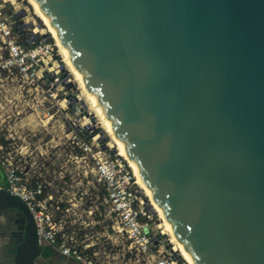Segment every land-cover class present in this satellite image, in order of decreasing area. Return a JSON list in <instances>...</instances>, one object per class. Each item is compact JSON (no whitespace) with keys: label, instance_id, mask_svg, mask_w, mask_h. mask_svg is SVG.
Masks as SVG:
<instances>
[{"label":"water","instance_id":"95a60500","mask_svg":"<svg viewBox=\"0 0 264 264\" xmlns=\"http://www.w3.org/2000/svg\"><path fill=\"white\" fill-rule=\"evenodd\" d=\"M36 1L194 264H264V0ZM4 219L0 264H34L0 186Z\"/></svg>","mask_w":264,"mask_h":264},{"label":"rangeland","instance_id":"374dc122","mask_svg":"<svg viewBox=\"0 0 264 264\" xmlns=\"http://www.w3.org/2000/svg\"><path fill=\"white\" fill-rule=\"evenodd\" d=\"M4 4L3 10L12 21L20 42L28 40V44L34 46L47 38L46 43L50 44L52 50L50 58L45 59L52 62L53 78L50 80L57 96H49L51 92L46 91L45 80H26L20 77L16 69L7 72L0 68L1 155L23 170L27 167L30 180L39 178L51 183L52 191L63 200L59 215H66L62 222L65 231L75 235L78 241L93 244L91 253L96 254V264H134L133 260L128 259L126 247H115L105 235L109 221L105 217V206L101 204L103 190L97 185L91 168L83 167L81 154L74 143L86 139L101 145L99 141L103 139L106 148L120 154L115 136L78 80L72 64L32 0H7ZM35 30L36 39L32 40ZM4 53L5 48L0 42V63ZM41 66H44L43 63ZM50 80L46 81L49 85ZM68 96L73 100L70 106L66 104ZM121 156L131 175L132 170L135 175L133 167ZM133 179L137 181L135 189L142 196L150 232L156 234L164 231L167 234L152 200L136 175ZM0 185L6 187V181L2 178ZM64 208H68V211ZM169 239L173 250L175 244L167 234L164 241L168 243ZM178 256L179 263L188 264L182 252ZM71 264L78 263L74 260Z\"/></svg>","mask_w":264,"mask_h":264},{"label":"built area","instance_id":"2783aa9c","mask_svg":"<svg viewBox=\"0 0 264 264\" xmlns=\"http://www.w3.org/2000/svg\"><path fill=\"white\" fill-rule=\"evenodd\" d=\"M5 1L0 0V42L5 48L0 68L7 72L16 69L20 77L26 80H45L46 91H50L49 96L55 98L57 94L53 92L52 80L49 85L44 76L46 72L50 79L53 78L52 62L45 59L50 58L52 50L50 44L46 43L47 38L34 46L28 44V40L20 42L12 21L3 10ZM74 143L81 154L83 167L91 168L97 185L103 190L101 204L105 206V217L109 221L105 235L111 244L126 247L128 259L133 260L134 264H183L179 263L180 257H176L161 244L163 240L158 244L153 243L152 238L157 233L149 230L142 196L135 189V180L120 156L116 152L111 154V148L103 149L96 141L81 139ZM0 168L6 180V187H3L19 198L30 212L38 242L53 247L79 264H96V254L91 253L93 244L78 241L75 235L65 231L62 222L66 215H59L63 200L52 191L51 183L39 178L30 180L27 167L21 169L3 158L1 152ZM84 172L86 175L87 170ZM64 210L67 212L68 208Z\"/></svg>","mask_w":264,"mask_h":264},{"label":"bare ground","instance_id":"6f19581e","mask_svg":"<svg viewBox=\"0 0 264 264\" xmlns=\"http://www.w3.org/2000/svg\"><path fill=\"white\" fill-rule=\"evenodd\" d=\"M32 2L35 4L36 6V9L38 11V14L40 15V17L45 21L46 25L48 26V28L50 29V31L52 32V34L55 36V38L57 39L58 41V44L61 48V50L63 51L64 55L67 57V59L70 61V63L72 64L74 70L76 71L77 73V77H78V80H80L82 82V86L85 88V90L88 92V94L90 95V98L91 100L94 102L93 104L96 105L97 109H98V112L100 113V115L106 120L107 122V126L108 128L110 129L111 133L114 134L115 136V141L118 145V150L120 152V154L117 152V155L121 156L123 155L125 157V159L129 162V164L133 167L134 169V172H135V175L137 176L138 178V182L141 184V186L145 189L146 191V194L148 195V197L152 200V204L154 205V209L155 211L159 214L160 218L162 219L166 229H167V234L168 236L172 239V241L174 242V249L173 251H177V255H179V253L182 252L184 258L186 259L187 263L188 264H194V262L192 261V259L190 258V256L188 255V253L186 252L181 240L179 238H176V234H175V231L174 229L172 228L171 224L169 223V221L167 220L165 214L163 213V211L160 209V207L158 206L157 202L155 201V199L153 198V196L151 195L150 193V190L148 189L147 185L145 184V181L143 180V178L140 176L136 166H135V163L129 158V154L128 152L126 151L122 141L120 140V138L115 134V132L113 131L111 125H110V122L107 118V116L103 113L101 107L99 105H97L96 103V99H95V96L94 94L92 93V91L90 90L89 86L86 84V82L84 81L82 75L80 74L79 70L76 68V66L73 64L70 56H69V53L68 51L66 50V48L64 47V45L62 44L60 38L58 37V35L56 34L55 30L53 29V27L51 26L50 22L48 21V19L44 16L42 10L40 9V6L38 5L37 1L36 0H32ZM73 101V100H71ZM102 140V139H100ZM123 156H121L123 158ZM130 167V166H129ZM132 175L133 177L135 178V175L133 174V170H132ZM135 183L137 184V181L135 179ZM151 207V209H153V206L149 205ZM164 234H166L164 231L162 232ZM167 234H166V237H167ZM170 245L172 244L170 239H169V242H168ZM173 245V244H172ZM172 249V248H171Z\"/></svg>","mask_w":264,"mask_h":264},{"label":"crops","instance_id":"0c3cea01","mask_svg":"<svg viewBox=\"0 0 264 264\" xmlns=\"http://www.w3.org/2000/svg\"><path fill=\"white\" fill-rule=\"evenodd\" d=\"M1 178L6 181L4 178L3 171L0 168V179ZM40 250V255L35 259L34 264H71L72 261H74V259L63 256L56 249L45 243L43 244V246L40 247ZM75 262L77 261L75 260ZM77 263L79 264V262Z\"/></svg>","mask_w":264,"mask_h":264},{"label":"flooded vegetation","instance_id":"af4514ba","mask_svg":"<svg viewBox=\"0 0 264 264\" xmlns=\"http://www.w3.org/2000/svg\"><path fill=\"white\" fill-rule=\"evenodd\" d=\"M6 217V219H8V217L7 216H5ZM10 223H8V221L7 220H0V226L3 228V229H6L7 227L9 228L10 227V225H9ZM8 234L7 233H4L3 235H2V242H3V238H5V240H7L8 239Z\"/></svg>","mask_w":264,"mask_h":264}]
</instances>
